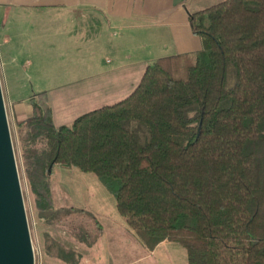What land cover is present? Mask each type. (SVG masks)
Masks as SVG:
<instances>
[{
    "label": "trees",
    "instance_id": "obj_1",
    "mask_svg": "<svg viewBox=\"0 0 264 264\" xmlns=\"http://www.w3.org/2000/svg\"><path fill=\"white\" fill-rule=\"evenodd\" d=\"M202 47L148 63L124 98L56 126L46 91L15 115L39 218L89 217L71 227L91 246L90 210L55 207L56 164L94 173L148 250L179 243L186 264H264V0H222L188 16ZM49 241L68 264L81 255Z\"/></svg>",
    "mask_w": 264,
    "mask_h": 264
},
{
    "label": "rangeland",
    "instance_id": "obj_2",
    "mask_svg": "<svg viewBox=\"0 0 264 264\" xmlns=\"http://www.w3.org/2000/svg\"><path fill=\"white\" fill-rule=\"evenodd\" d=\"M11 17L13 21L6 22L3 11H0V82L33 247L34 264H68L56 257L53 250H50L52 253H47L46 245L49 241L45 238L44 232L61 247L79 253L81 259L78 264H90L89 262L92 264L96 258L97 264H186L185 249L174 241H164L154 251L149 252L136 233L126 224L124 217L119 214L114 197L97 176L77 167L59 164L53 167L51 175L53 201L55 207L73 206L92 211L103 226L95 243L86 246L71 232V227L76 225H83L93 232L96 231L93 221L85 215L72 214L51 223L38 217L34 195L30 191L24 172L9 97L12 101H21L28 100L32 94L40 91L50 93L48 97L54 114V125L59 126L70 124L77 116L121 100L128 94L94 96L85 94L84 91L89 90L91 83L77 81L85 66L75 65L64 57L59 60L52 54L53 49L47 45L42 48L34 45L31 30L37 24L20 20V16L15 13ZM15 21L21 22L24 29L21 32L23 35L18 36L22 41L19 57L15 55V34L18 27ZM5 23L11 33L9 42L4 41ZM141 71L138 70L136 73L134 85L138 83Z\"/></svg>",
    "mask_w": 264,
    "mask_h": 264
},
{
    "label": "crops",
    "instance_id": "obj_3",
    "mask_svg": "<svg viewBox=\"0 0 264 264\" xmlns=\"http://www.w3.org/2000/svg\"><path fill=\"white\" fill-rule=\"evenodd\" d=\"M219 1L222 0H0V11L6 22L13 21L11 15L15 13L20 20L37 24L31 30L34 45L49 46L59 60L64 57L75 65L83 64L77 81L91 83L85 94L120 95L134 89L138 70L143 73L156 58L200 50L201 38L192 32L188 16ZM15 22V55L19 57L22 41L18 36L24 29L21 22ZM3 30L4 41L9 42L7 23ZM9 102L13 119L15 115L31 113L28 100L12 101L9 97ZM97 261L98 258L92 264Z\"/></svg>",
    "mask_w": 264,
    "mask_h": 264
},
{
    "label": "water",
    "instance_id": "obj_4",
    "mask_svg": "<svg viewBox=\"0 0 264 264\" xmlns=\"http://www.w3.org/2000/svg\"><path fill=\"white\" fill-rule=\"evenodd\" d=\"M0 264H34V253L0 82Z\"/></svg>",
    "mask_w": 264,
    "mask_h": 264
}]
</instances>
